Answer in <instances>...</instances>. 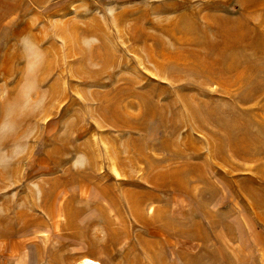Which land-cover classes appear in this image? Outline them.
Masks as SVG:
<instances>
[{
    "label": "rangeland",
    "instance_id": "rangeland-1",
    "mask_svg": "<svg viewBox=\"0 0 264 264\" xmlns=\"http://www.w3.org/2000/svg\"><path fill=\"white\" fill-rule=\"evenodd\" d=\"M25 34L49 96L0 145V264H264V0H0L10 99Z\"/></svg>",
    "mask_w": 264,
    "mask_h": 264
},
{
    "label": "clouds",
    "instance_id": "clouds-1",
    "mask_svg": "<svg viewBox=\"0 0 264 264\" xmlns=\"http://www.w3.org/2000/svg\"><path fill=\"white\" fill-rule=\"evenodd\" d=\"M17 47L21 49L20 56L25 61V66L21 69L20 80L15 85V94L9 98L10 90L6 84H0V145L8 140L9 134L15 135L18 129V121L25 117H34L42 113L48 105L49 93L43 91L34 98L37 93V85L31 79L33 69L39 63L40 57L36 54L39 48L38 43L30 34H25L18 38ZM39 126L35 123L30 125L20 136L11 149V162H16L24 158L27 154L32 139L37 135ZM8 153L0 147V157H7ZM83 153H78L72 161V166L81 161H86ZM5 171L4 165L0 162V172Z\"/></svg>",
    "mask_w": 264,
    "mask_h": 264
},
{
    "label": "bare ground",
    "instance_id": "bare-ground-1",
    "mask_svg": "<svg viewBox=\"0 0 264 264\" xmlns=\"http://www.w3.org/2000/svg\"><path fill=\"white\" fill-rule=\"evenodd\" d=\"M78 264H100L91 258H84Z\"/></svg>",
    "mask_w": 264,
    "mask_h": 264
}]
</instances>
